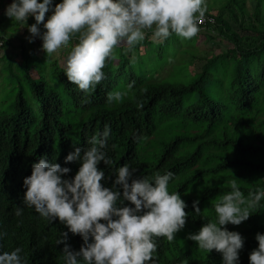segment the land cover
<instances>
[{"label":"trees","instance_id":"obj_1","mask_svg":"<svg viewBox=\"0 0 264 264\" xmlns=\"http://www.w3.org/2000/svg\"><path fill=\"white\" fill-rule=\"evenodd\" d=\"M205 19L200 32L220 48L208 57L187 49V65L197 61L199 69L191 71L186 83H159L158 78L126 69L137 50L143 54L152 44L161 46L157 55L170 42L173 48L177 42L181 49L190 45L176 34L155 42L148 31L131 49L119 45L103 69L106 79L87 94L67 79L58 59L43 49L38 55V42L19 39V62L8 52L0 56V94L5 92L0 95V251L20 246L27 264H63L62 244L55 240L67 226L23 205V178L41 154L63 165L72 145L87 147L107 122L113 132L107 149L111 167L129 163L137 174L149 176L170 169L175 173L170 191H179L187 202L184 229L172 241L157 237L158 264H221L219 252L206 253L187 233L216 218L214 205L231 190L230 180L237 179L246 196L264 188V0H207ZM33 22L30 16L28 23ZM5 34L0 32L4 50L13 46L14 36ZM194 38L195 43L197 35ZM31 67L38 70L37 77ZM133 80L122 102L107 103L109 92L124 90ZM136 134L147 138L137 141ZM98 166L111 174L103 162ZM70 167L68 175H74L79 164ZM106 183L110 186L111 181ZM196 199L199 213L192 206ZM17 206L24 207L22 216L15 214ZM253 212L240 224L227 225L246 238L240 264H249L248 254L258 245L255 233L264 232V207ZM69 236L73 248L83 243L79 234Z\"/></svg>","mask_w":264,"mask_h":264},{"label":"clouds","instance_id":"obj_2","mask_svg":"<svg viewBox=\"0 0 264 264\" xmlns=\"http://www.w3.org/2000/svg\"><path fill=\"white\" fill-rule=\"evenodd\" d=\"M206 11L207 0H11L4 14L19 27H27L26 40L40 38L47 56L70 47L65 74L87 94L106 79L103 69L116 56L119 45L131 49L148 31L158 42L173 34L191 39L200 32ZM30 16L35 22L29 24ZM74 39L78 42L73 44ZM134 84L133 80L126 89L109 92L107 103L122 102ZM112 134V126L106 122L90 137L87 147L72 145L63 165L41 154L33 162L31 174L23 178V205L49 222L58 218L67 226L55 240L56 245L62 244L63 264H158L157 237L172 241L186 225L187 202L179 191L169 188L175 173L169 169L139 175L129 163L111 167L114 162L107 149ZM146 138L133 137L137 141ZM72 162L79 167L68 175ZM100 162L111 167V174L98 166ZM228 183L231 190L214 205L216 218L187 236L206 253L219 252L221 264H240L246 238L227 225H238L253 209L264 207V188L246 196L237 179ZM192 206L200 212L199 199ZM23 212L24 207L17 206L15 214L22 216ZM69 232L81 236L79 248L68 242ZM255 239L258 245L248 254L249 264H264V232H256ZM0 264H27L22 247L0 251Z\"/></svg>","mask_w":264,"mask_h":264},{"label":"rangeland","instance_id":"obj_3","mask_svg":"<svg viewBox=\"0 0 264 264\" xmlns=\"http://www.w3.org/2000/svg\"><path fill=\"white\" fill-rule=\"evenodd\" d=\"M2 3L3 6L0 7V32L8 33L5 34L7 37H9L10 33L14 36L11 38L13 46L8 47L6 50L0 48V56L3 53L8 52V55H13V61L19 62L20 51L17 46L20 40L24 39L26 41L25 37L29 35V32L27 27H19L18 22L11 20V18L4 14L5 7L7 4H9L8 0H2ZM48 14L49 13H46V16ZM148 38L158 42V40L153 38V35L148 36ZM193 38L188 39V43L190 45H182V49L180 48L181 42H177L174 45V48L171 46V42L167 43L159 55H157V52L161 47L159 44H152L148 51H145L143 54L137 50V52H135L136 59L134 62H132L131 67L126 66V69L128 72L132 69V71L136 74L147 75L150 78H158L159 83H186L191 80L193 75L191 71L195 72L199 69V64L197 61L192 63L191 66L189 64L187 65V62L190 60V53H188L187 49L190 48L193 50V48H196L198 54L208 57L213 53L214 50H218L220 48L217 47V45L213 42L205 41L203 32H199L197 34L195 43ZM35 42H38L39 46H36L37 44H35L34 48L36 51L40 52L42 49V40L40 38H36ZM28 43L29 41L27 40L26 44ZM69 51L70 47L68 49H61L57 53L52 54L50 58L58 59L59 63L65 66L66 57ZM115 51L118 53L119 49L116 48ZM143 51L144 47H141V52ZM41 54L42 53L40 52L38 55L40 56ZM1 62L2 61L0 59V63ZM31 73L34 77H37L39 72L35 67H31ZM0 95L4 97L5 92L1 93Z\"/></svg>","mask_w":264,"mask_h":264},{"label":"built area","instance_id":"obj_4","mask_svg":"<svg viewBox=\"0 0 264 264\" xmlns=\"http://www.w3.org/2000/svg\"><path fill=\"white\" fill-rule=\"evenodd\" d=\"M209 20H210V22H212V21H213V19H212V18H210ZM205 21H206V19H204V21H203V23H202V24H204V23H205Z\"/></svg>","mask_w":264,"mask_h":264}]
</instances>
